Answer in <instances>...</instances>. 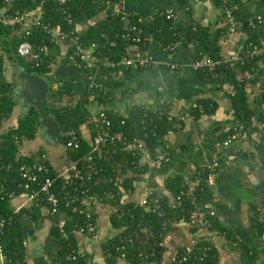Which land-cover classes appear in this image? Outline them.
<instances>
[{"label": "trees", "instance_id": "trees-1", "mask_svg": "<svg viewBox=\"0 0 264 264\" xmlns=\"http://www.w3.org/2000/svg\"><path fill=\"white\" fill-rule=\"evenodd\" d=\"M118 0H13L6 7L7 13L19 12L21 14L31 12L37 8L42 11V21L51 25H59L65 27V15L62 9L70 14L73 24H85L99 13L106 11L107 7L116 3ZM109 2V5L106 4ZM179 2L187 8L188 15L191 16V8L187 0H179ZM214 3L221 9V18H225V10H231L235 17L239 28L246 33L248 38H252L247 22L250 18L262 14L264 15V0H227L221 2L214 0ZM3 11L0 4V11ZM121 13H113L107 15L104 20L87 27L84 34L80 35L83 44H97L95 55L102 60L109 59L117 62L125 54V47L130 45V41L121 38L122 24L120 22ZM134 22L136 17L129 16ZM224 22V21H223ZM225 23V22H224ZM141 36L143 38H152L161 44L163 48L174 45L179 41L178 28L171 21L166 20L163 16L156 14L152 19H145L139 25ZM201 47L196 52V59L200 55L207 56L211 60H217L221 57V49L219 45L220 39L228 33L227 27L224 25L213 31L206 26H197ZM19 27H2L0 26V50L6 60L15 59L18 64L27 73H34L44 79L50 72V53L43 59L39 67L32 68L19 58L16 49L21 41L17 36ZM34 45L46 44L49 51L55 44L48 42L46 37L33 30L32 36L29 38ZM147 44V43H146ZM146 46L142 48L144 49ZM3 55H0V125L9 119L16 102L13 98L12 84L7 82L3 74ZM105 72H116L122 69L103 68ZM86 72V71H83ZM200 77L209 78L218 76L222 80V85L229 88L227 94L223 96L227 99L229 109L231 111L232 122L234 128L229 131V135L238 134L250 137L251 131L254 129L253 124L262 125L263 129L256 141H250L259 157V161L264 166V56L254 58L240 65L229 64L228 66L219 65L212 72L196 71ZM222 86L217 90L222 91ZM257 87L258 94H253L249 99L248 88ZM47 100L41 103L42 110L45 115H54L59 112L68 111L73 107L70 100L64 103L63 97L69 95L67 90H52L48 87ZM197 88L172 89L169 92L175 96L177 100L192 101L193 105L190 109V115L193 119H198L202 115H211L216 104L210 98H203L199 94ZM97 100L98 104L105 103L101 93L94 89L90 92ZM169 104H165L161 110H148L140 105L131 106L126 115L121 116L116 112L107 111L108 118L111 120L113 134H120L130 143L143 141L147 151L152 157H157L166 152V136L170 133L181 129L182 123L169 116ZM56 121V120H55ZM60 135L58 136L59 144L64 146L67 138L63 135L74 132L80 140V146L77 150L65 149L67 159L69 161H78L77 167L84 168V158L89 154L90 148L85 140L80 139L78 124L73 120H66L64 123L58 124ZM39 127L38 115L36 111L29 107L27 111L18 118L16 127L8 129L1 135L0 142V162L9 164V173H2L0 184L2 183L5 190L0 191V251L3 257V264H26V245L23 239V226L25 222H37L42 217V211L34 202L29 207H24L14 212L9 206V198L7 194L12 193L14 196L27 194L20 186L21 180L19 169L32 162V159L41 156L43 153L35 156L18 155V148L22 141H31L36 137ZM92 123L90 122V129ZM256 129V128H255ZM93 164L98 169V175L92 178L96 182L99 177H114L117 173L123 176V189L133 190V182L140 179V176L148 171L145 164H139L140 156L131 157L119 146L110 147L108 152H102V155L94 153ZM104 158V159H103ZM220 168L222 161L219 159ZM49 176L56 175L51 171L49 164ZM208 171H200L198 174L199 186L197 187L196 197L197 204L204 208L205 215L210 220L209 229H217L220 233H225V237L233 242L239 250L241 264H252L256 255L251 252L248 246L238 241L229 231L219 227L214 217H209V209L205 208L213 199L211 186L203 183ZM5 178V181H4ZM64 179L56 177V186L60 187L64 184ZM88 186L90 194L101 195L104 190H110L113 185ZM86 187V186H84ZM165 189L169 196L151 193L150 198L158 200V208L155 212L146 211L142 207L135 206L131 203L119 205L117 202H105L104 205L117 206L118 210L109 217V222L114 230L118 233L106 240L102 244L103 257L106 264H161L162 254L164 251L163 240L169 230V222L176 223L179 221H188L190 214V202L184 200L182 208L171 206V201L185 189L182 185V177L176 175L165 180ZM202 189V190H200ZM59 204L57 214L52 216L53 222L48 231V240L42 246V251L46 256L51 257L52 264H88L87 256L79 252L75 232L78 227L83 229L87 224H95L94 213L89 219H86L82 207L79 204H72L65 207L61 199L58 197ZM43 204H46L45 202ZM152 207V203H150ZM161 216H160V215ZM58 215L64 216L59 225ZM261 217L255 208L250 210V223L255 237L259 238L264 233V216ZM194 231V230H193ZM85 234V231H84ZM138 237L140 244H135L134 240ZM207 248L206 251H194L190 254L183 264H217L218 256L213 247H210L204 241H198L196 247ZM123 247V248H122ZM184 247H181L176 253V258L183 256ZM196 250V249H195ZM74 256V260L71 259ZM201 259V260H200ZM169 264V263H168ZM172 264V263H171Z\"/></svg>", "mask_w": 264, "mask_h": 264}, {"label": "crops", "instance_id": "crops-1", "mask_svg": "<svg viewBox=\"0 0 264 264\" xmlns=\"http://www.w3.org/2000/svg\"><path fill=\"white\" fill-rule=\"evenodd\" d=\"M187 1L191 16L179 0H118L87 23L77 25L78 32L84 34L87 27L113 13L122 12L129 16L150 19L161 11L172 12L176 18L174 24L179 30V41L174 44L172 54L168 55L159 42L149 38L144 54L152 55L159 63L150 70L127 68L105 72L101 67H95L90 71H79L67 61V46L55 44L49 51L50 72L45 80L48 87L51 86L54 91L67 90L69 95L63 97L62 101L67 103L70 100L73 107L68 111L56 113L54 119L58 124L68 119L75 121L78 124L79 136L87 143L91 135L90 117L101 109L124 116L133 105H140L148 110H161L168 103L169 116L181 122L182 127L165 138L167 162L156 164L147 158L140 160V164H145L148 171L133 182L135 190L130 199H141L147 193L169 196L165 189L166 179L178 175L196 183L202 167L208 165L214 157H218L222 165L211 186L213 199L209 204L215 222L219 227L231 232L238 241L246 244L256 255L252 264H264V233L256 238L249 219L252 208L256 209L261 218L264 216V166L250 142L258 139L263 127L255 123L248 139L237 134L236 142L222 147V143L230 136L229 131L234 128L228 101L223 96L229 88L222 85L218 76L200 77L192 69V63L201 47L197 26H206L213 31L221 28L224 20L220 16L221 9L214 0ZM245 36L246 33L242 30H236L233 34L226 33L219 41L221 56L230 53ZM0 55H3L1 50ZM168 62H176L178 69L169 70L166 65ZM2 68L4 78L13 85L12 88L15 87L14 82L20 69L25 71L15 59L7 61L4 55ZM219 86H222V91L216 89ZM186 88H197L201 97L212 99L216 104L215 111L209 116L202 115L193 119L190 115L193 102L177 100L169 92L172 89ZM94 89L101 93L105 103H97L90 94ZM248 90L251 92L249 99L259 92L257 87H249ZM13 98L16 105L9 119L1 124V133L15 128L18 118L27 111L19 106L14 94ZM45 146V137L39 126L35 139L22 141L17 154L27 157L42 152L51 171L55 175L64 174L71 164L64 146L62 153H54L56 161L60 160V165L58 162L51 164ZM8 204L14 212L32 205L31 200L24 194L11 198ZM93 213L96 235L91 238L75 234L78 250L87 256L88 264H106L101 253L102 244L118 231L114 230L109 222L112 213L110 206H93ZM63 219L64 216L58 215L59 222ZM52 222L53 217L44 211L37 222H25L22 234L26 245V264H52L51 257L42 251V246L48 240ZM192 237L204 241L216 250L217 264H241L239 250L225 237V233L209 228L193 231L181 223L169 225L163 240L161 264H168L172 254L188 245ZM0 264H3L1 251Z\"/></svg>", "mask_w": 264, "mask_h": 264}, {"label": "built area", "instance_id": "built-area-1", "mask_svg": "<svg viewBox=\"0 0 264 264\" xmlns=\"http://www.w3.org/2000/svg\"><path fill=\"white\" fill-rule=\"evenodd\" d=\"M12 1L13 0H0V4L3 8V11H0V26L19 27L17 36L21 39V41L17 46L16 54L32 68L39 67L43 59L49 53V49L46 44L43 43L36 46L31 41H29L33 30L42 33L51 44L66 45L68 48L67 61L73 68L79 71H90L95 67L110 69L141 68L150 70L159 65L152 55L148 53L144 54L145 51L142 50V48L146 46V43H148L149 37L143 38L141 36L139 25L148 18L136 17V20L132 22L126 14L119 12L121 13L120 22L122 24L123 31L121 38L125 41H130V45L125 47V54L120 58V60L113 62L109 59L102 60L95 55L97 49L96 43L85 45L81 42V34L78 32L77 24H73L70 14H68L65 9L61 10L62 14L65 15V27H61L59 25L53 26L48 22L42 21V11L40 8L23 14L17 11L14 13H7L6 7L10 5ZM218 1L226 2L227 0ZM106 4L109 5V2H106ZM159 15L173 23L176 19L175 15L169 11H161L159 12ZM224 16V26L227 27L229 34H233L239 28V24L237 23L231 10L226 9ZM247 25L250 33L253 35L252 38H248L246 35L245 38L241 40V42L238 43L230 53L221 56L215 61L211 60L207 56L199 54L200 58L196 59L192 63V69L194 71L209 73L214 71L219 65L228 66L229 64L231 65L236 63L243 65L249 60L264 56V15L259 14L250 18L247 22ZM173 49L174 45H169L164 48V51L167 52L168 55H171ZM166 65L169 70H177L179 67L176 62H168ZM90 122L92 123V127L90 129L91 135L87 142L90 152L83 160L84 168L79 169L77 167L78 161H71L70 168L67 169L64 174L50 177V171L47 165L48 161L45 155L42 154L41 156L34 157L30 164L24 165L19 169L21 180L20 186L26 191L27 194L25 195L28 196L32 204L36 202L37 206L42 212L44 211L45 213L52 216L57 214L59 196H61L65 207H69L72 204H79L83 209L86 219H89L92 216L93 206H99L105 202L118 201L120 206L131 203L134 205V207L138 206L144 208L146 211L155 212L158 208V200L156 198H150L149 196L151 193H147L143 198L138 200L130 199L135 189L132 191L124 190V179L119 173H117L112 178L107 176L99 177L96 182H93L92 178L98 175V169L93 164L92 154L96 153L101 156L102 152H108L110 147L114 148L119 146L121 151H124L131 157L140 156V160L142 158H147L156 164H162L168 161L167 152H164V154L157 157H152L147 151L143 141L130 143L122 135L113 134L111 132L112 123L108 118L107 110L105 109H101L92 115L90 117ZM2 134L3 133L0 132V142L2 141ZM63 136L67 138V141L64 145L65 149H79L80 140L74 132L66 133ZM237 137V134L230 135L222 143V147L229 146L236 142ZM219 169V158L214 157L208 165L203 166L201 169L202 172L204 170L208 171L203 183L208 186H212L214 178ZM9 170V164H3L0 162V178L3 172L9 173ZM56 177H61L65 181L60 187H55ZM90 183H92V186H98L99 184L106 186L108 184H112L113 187L110 190L102 191L101 195L98 196L90 194V186H88ZM182 185L185 187V189H183L179 195L171 201V206L173 208H182L183 201L188 200L190 202L189 220L179 221L176 223L169 222V225L181 223L185 224L191 230L198 228H209L210 220L208 219L207 215H205L204 208L197 204V197L195 193L197 191V187L199 186V179L196 183H192L187 179L182 178ZM1 190H5V187L2 183L0 184V191ZM7 196L9 199L15 197L12 193L7 194ZM44 202L46 204H43ZM150 203H152V207L150 206ZM110 207L113 210L112 213H115L118 210L117 206ZM205 208L209 209L208 216L213 217L214 213L209 204ZM2 223L3 221L0 222V226ZM61 223L62 222H59V225H61ZM75 233L94 238L96 235V224H87L84 229L82 227H78ZM198 241L199 240H197L195 237H192L189 244L183 246V256H181V258H176L174 253L172 254L168 263L183 264L190 254H194V251H206L207 248H200L199 246L196 247ZM140 242V239L136 237L134 243L140 244ZM162 245L163 243L159 244V246ZM71 259L74 260V256H71Z\"/></svg>", "mask_w": 264, "mask_h": 264}, {"label": "water", "instance_id": "water-1", "mask_svg": "<svg viewBox=\"0 0 264 264\" xmlns=\"http://www.w3.org/2000/svg\"><path fill=\"white\" fill-rule=\"evenodd\" d=\"M14 83L15 87L12 92L17 103L25 110L31 107L36 111L47 146L57 148L60 145L59 125L51 115H45L41 107V103L47 100L49 90L46 80L20 69Z\"/></svg>", "mask_w": 264, "mask_h": 264}, {"label": "rangeland", "instance_id": "rangeland-1", "mask_svg": "<svg viewBox=\"0 0 264 264\" xmlns=\"http://www.w3.org/2000/svg\"><path fill=\"white\" fill-rule=\"evenodd\" d=\"M8 80H9V76H8V78H7ZM256 93H258V92H256ZM3 127V126H2ZM44 149H45V151H46V153L48 154V158H49V160H50V162H51V164H55L56 162H58V165H60L61 163H60V160H57L56 161V159H55V157H54V153L56 152L57 154L59 153H62V151H63V146L62 145H59L57 148H52V147H49V146H45L44 147ZM64 159V158H63ZM65 160V159H64ZM62 163H63V160H62ZM112 209V208H111ZM112 212H113V210H112ZM112 214V213H111ZM85 238V237H84ZM101 253H103V251H101Z\"/></svg>", "mask_w": 264, "mask_h": 264}]
</instances>
